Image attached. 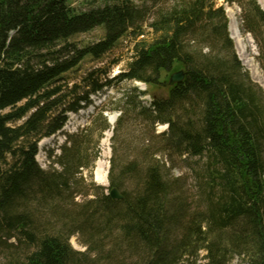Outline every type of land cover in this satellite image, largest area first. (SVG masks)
I'll use <instances>...</instances> for the list:
<instances>
[{
    "label": "trees",
    "instance_id": "16d2710c",
    "mask_svg": "<svg viewBox=\"0 0 264 264\" xmlns=\"http://www.w3.org/2000/svg\"><path fill=\"white\" fill-rule=\"evenodd\" d=\"M160 1L115 0L80 11L74 0H0V251L12 264H264L263 89L235 52L219 0H164L168 9L154 11ZM224 1L240 8L245 32L264 41L257 1ZM100 28L98 43L70 42ZM125 39L135 42L126 71L109 79L107 69H97L82 85L69 81L86 60L102 62ZM179 71L184 81L169 86ZM117 82L147 90L131 88L96 108L86 127L65 134L59 154L47 152L42 169L39 143L62 132L90 95ZM107 112L121 114L115 155L134 118L153 135L167 125L157 137L181 156L208 158L204 211L181 202L157 160L130 162L120 172L113 161L111 187L92 182L112 130ZM113 188L123 199L105 195ZM71 208L81 212L69 219ZM82 229L90 238L84 253L69 242ZM19 248V258L10 253Z\"/></svg>",
    "mask_w": 264,
    "mask_h": 264
},
{
    "label": "rangeland",
    "instance_id": "374dc122",
    "mask_svg": "<svg viewBox=\"0 0 264 264\" xmlns=\"http://www.w3.org/2000/svg\"><path fill=\"white\" fill-rule=\"evenodd\" d=\"M115 0H74L72 6L77 8L80 11H89L92 7H98L103 5L106 2H114ZM257 1V0H256ZM258 3V1H257ZM261 4V3H260ZM219 6H223L227 18L229 20L228 32L229 36L232 39V31L230 29L231 18L230 14H232L236 20V27L241 32L242 39L246 40V38H251L252 43L246 45L245 54L254 60V64L259 68V75H261L262 79L258 80L253 76V73L247 66L244 64L243 60L240 56V49L234 39H232L235 52L241 61L245 70L249 73L250 78L254 83H256L260 88L263 89L264 92V59L261 57L264 56V41H260L259 43L251 36V34L246 33L244 30L243 24V15L240 8L237 5H228L224 0L218 1ZM259 5V3H258ZM262 5V4H261ZM260 6V5H259ZM169 5L164 1H160L157 3V6L154 7L155 10H161V8H167ZM264 10V4L262 7ZM105 36L103 29H96L95 31L81 35L76 38L71 39L70 42L76 43L81 47H85L87 45H92L98 43L103 40ZM147 39H151L150 35H148ZM135 42L131 39H125L121 41L117 47L107 55L102 62H92L90 60H86L81 67L79 68L78 73L69 75L68 79L70 82L83 84L82 79L86 78L87 75L97 69H107L108 70V78L113 79L118 77L122 72L126 71L127 64L131 61L133 57V46ZM249 45V46H248ZM251 45V46H250ZM207 52V49H205ZM219 51V48H216V54ZM224 54V53H223ZM224 56V55H221ZM138 88L140 91L147 90L146 86L139 82H117L111 88H105L102 92L97 93L95 95H90L91 104H89L84 109L80 110L78 113H69L67 124L62 132H59L55 136L50 138L43 139L39 145V153L36 157V160L39 166L42 169L47 170L49 166L48 159V151H55V155L59 154V147L65 141V134L74 132L78 128L86 127L92 119V115L96 113V108L101 107L104 103L109 102L110 99H113L114 102L121 98L122 94L125 91L130 90L131 88ZM85 88L82 87L79 90V95L85 92ZM256 93V92H255ZM159 96H167L166 92H159ZM145 104L149 105L152 101L151 96H146L142 98ZM109 122L113 121V119H118L120 117V112H107ZM142 119H130L129 129L127 132V137L123 139H119L118 143H116L117 153L113 154L112 148V138L114 136L113 130L115 126V122L111 125L112 130L106 132L104 138L100 144L99 157L95 163V168L92 172V182L97 186L108 189V184L103 185L97 182L95 176L97 174L98 165L100 163L103 164L104 169L107 171L108 182L109 183V174L112 168V162L115 161L119 166L118 171L122 170L123 166L130 162H139L141 164H150L154 160H157L160 165H165L163 169L164 175L166 179L173 184V189L177 197L180 198L181 202L185 204L187 208L190 209L191 212H196L198 210H205V200H204V188L207 183L206 178H204L207 170V157L201 158H193L188 155H180L178 151L171 145H168L165 140L158 138V135L168 133V126L160 125L156 128V135H153L152 132L148 129L143 128ZM125 139V143H124ZM90 175V174H89ZM103 185V186H102ZM91 194L96 195V191L92 190ZM105 195H108V191H105ZM81 209L71 208V214L68 215L70 218H75L80 214ZM83 211V210H82ZM90 211V210H89ZM92 211V210H91ZM91 212H89L90 215ZM80 221H82L80 219ZM85 220H83L84 224ZM82 226V225H81ZM84 228V225L82 226ZM96 235V234H95ZM89 234L87 229H82L80 233H77L71 236L69 242L72 248L78 252H86L87 247L84 245L85 242L89 241ZM95 240H97L95 238ZM108 242H105L104 245H107ZM16 252L18 258L24 254V249L19 248L18 250H10V253ZM9 252H5L3 250L0 251V264H12V258L9 257ZM231 264H246L243 258H236L233 260Z\"/></svg>",
    "mask_w": 264,
    "mask_h": 264
},
{
    "label": "bare ground",
    "instance_id": "6f19581e",
    "mask_svg": "<svg viewBox=\"0 0 264 264\" xmlns=\"http://www.w3.org/2000/svg\"><path fill=\"white\" fill-rule=\"evenodd\" d=\"M259 3H261L262 5L264 4V0H258ZM231 18V24H230V29L232 31V36L239 49H240V56L241 59L243 60L244 64L247 66L248 69H250L253 73V76L257 79L258 76V80L262 79L261 75H259V68L254 64V60L249 58L246 54H245V49H246V45L247 44H251L252 40L251 38H246V40L242 39L241 37V32L237 29V25H236V20L234 18V16L232 14L229 15ZM249 46V45H248ZM251 46V45H250ZM107 171L104 169V166L102 163H100L98 165V169H97V174L96 176L98 177L97 180L100 184L106 185L108 182V175H107Z\"/></svg>",
    "mask_w": 264,
    "mask_h": 264
},
{
    "label": "water",
    "instance_id": "95a60500",
    "mask_svg": "<svg viewBox=\"0 0 264 264\" xmlns=\"http://www.w3.org/2000/svg\"><path fill=\"white\" fill-rule=\"evenodd\" d=\"M259 3V2H258ZM259 5L262 7V5L259 3ZM185 79V72L184 71H179L177 73H174L169 80V85L170 86H174L176 84H179L181 82H183ZM115 122V119H113V121L110 122V124L112 125ZM95 180L98 182L97 180V176H95ZM108 184V188H110V183ZM103 186V185H102ZM110 198L112 200H121L123 199V197L120 195L119 191L116 188L111 189L110 194H109Z\"/></svg>",
    "mask_w": 264,
    "mask_h": 264
}]
</instances>
